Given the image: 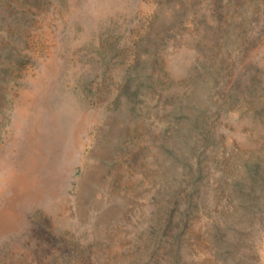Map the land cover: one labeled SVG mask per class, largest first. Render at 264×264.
I'll use <instances>...</instances> for the list:
<instances>
[{"label": "rangeland", "instance_id": "obj_1", "mask_svg": "<svg viewBox=\"0 0 264 264\" xmlns=\"http://www.w3.org/2000/svg\"><path fill=\"white\" fill-rule=\"evenodd\" d=\"M263 252L264 0H0V264Z\"/></svg>", "mask_w": 264, "mask_h": 264}, {"label": "bare ground", "instance_id": "obj_2", "mask_svg": "<svg viewBox=\"0 0 264 264\" xmlns=\"http://www.w3.org/2000/svg\"><path fill=\"white\" fill-rule=\"evenodd\" d=\"M32 107V106H31ZM35 107V106H34ZM53 108V107H52ZM65 108V107H64ZM33 109V108H32ZM35 109V108H34ZM43 111H44V109H43ZM33 113V112H32ZM46 114H47V112H46ZM87 114V113H86ZM37 115V114H36ZM40 116V115H39ZM43 116V115H42ZM85 116H87V115H85ZM86 118V117H85ZM88 118H90L89 116H88ZM83 119V118H82ZM30 120V119H29ZM46 121V120H45ZM44 121V122H45ZM47 123V122H46ZM45 123V124H46ZM87 123V122H86ZM25 123H23V125H24ZM36 125V124H35ZM37 128V127H36ZM39 129H40V127H39ZM68 130V129H67ZM89 130V129H88ZM38 131V130H37ZM42 131V130H41ZM39 133V132H38ZM37 134V133H36ZM41 134V133H40ZM75 134H76V132H75ZM42 135V134H41ZM46 136V135H45ZM67 142V141H66ZM67 144V143H66ZM48 145V144H47ZM67 146V145H66ZM47 147V146H46ZM48 148V147H47ZM46 148V149H47ZM36 149H37V147H36ZM39 149H40V147H39ZM42 149V148H41ZM51 149V148H50ZM52 150V149H51ZM34 151V150H33ZM42 151V150H41ZM55 151V150H54ZM54 155V154H53ZM54 158V157H53ZM56 158V157H55ZM30 159V158H29ZM57 159V158H56ZM32 160V159H31ZM50 160V159H49ZM51 161V160H50ZM49 161V162H50ZM52 161H54V160H52ZM67 161V160H66ZM35 162H36V160H35ZM54 163H56V162H54ZM36 165V164H35ZM34 165V166H35ZM32 169V168H31ZM36 170V169H35ZM21 176V175H20ZM26 176V175H25ZM17 181V180H16ZM18 185V184H17ZM256 257V256H255ZM260 264H264V252H263V255H262V258H261V261H260Z\"/></svg>", "mask_w": 264, "mask_h": 264}]
</instances>
